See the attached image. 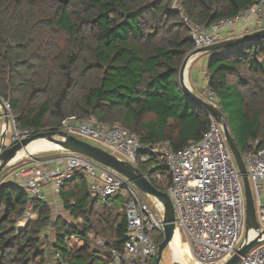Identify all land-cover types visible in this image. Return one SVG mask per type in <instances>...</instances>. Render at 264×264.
I'll return each instance as SVG.
<instances>
[{
  "label": "trees",
  "instance_id": "obj_1",
  "mask_svg": "<svg viewBox=\"0 0 264 264\" xmlns=\"http://www.w3.org/2000/svg\"><path fill=\"white\" fill-rule=\"evenodd\" d=\"M255 2L181 0L174 12L173 0H0V98L10 104L20 132H57L68 117L93 115L143 144L169 141L179 151L200 141L210 124L180 85L182 63L195 48L182 12L209 28ZM207 73L240 152L264 150V37L220 51ZM137 167L168 191L165 166L156 170L161 182L146 165ZM59 195L82 224L53 220L48 203L34 200L37 218L18 228L29 197L14 182L0 183V264H50L56 255L70 264H109L110 249L123 251L126 191L98 201L77 176ZM92 231L107 240L106 249L92 245Z\"/></svg>",
  "mask_w": 264,
  "mask_h": 264
},
{
  "label": "built area",
  "instance_id": "obj_2",
  "mask_svg": "<svg viewBox=\"0 0 264 264\" xmlns=\"http://www.w3.org/2000/svg\"><path fill=\"white\" fill-rule=\"evenodd\" d=\"M180 2L173 0L172 11H181ZM182 15L196 50L239 38L238 27L241 26H244L246 35L263 30L264 0H256L250 9L209 28L194 25L183 12ZM202 98L218 107L217 96L208 87ZM0 103L3 109L0 120L7 117L15 131L13 142L30 137L32 133L16 129L10 104L1 98ZM209 116L210 124L203 138L197 142L190 141L179 151H175L169 141L143 144L135 133L118 124H101L93 115L83 119L68 117L63 120L60 131L88 137L120 160L136 167L138 164L146 165L147 174H152L157 182L162 181V175L156 173L157 167L165 166L171 177L167 193L175 209L177 231L185 236L199 264H222L232 257L243 241L246 197L242 175L223 127ZM61 153L57 157L30 158L17 168L14 183L27 193L28 208L32 209L34 200H45L46 187H53L59 194L65 184L77 176L87 181L92 198L98 201L115 198L124 190L128 196L125 203L126 240L123 251L109 250V264H155L159 246L156 238L164 236L162 205L155 199L150 205L135 185L92 159L64 151ZM242 158L260 230L264 231V150L254 148L242 154ZM93 244L99 249H106L108 242L103 237H96ZM54 264L70 263L56 255ZM239 264H264V242L242 257Z\"/></svg>",
  "mask_w": 264,
  "mask_h": 264
},
{
  "label": "water",
  "instance_id": "obj_3",
  "mask_svg": "<svg viewBox=\"0 0 264 264\" xmlns=\"http://www.w3.org/2000/svg\"><path fill=\"white\" fill-rule=\"evenodd\" d=\"M62 2L67 3V0H62ZM263 37L264 29L234 40L223 41L208 47L196 49L184 59L180 69L179 80L183 92L190 101L196 104L199 108L203 109L206 113L211 115L222 125L227 143L235 158L236 164L243 179L246 197L245 235L237 251L232 255L230 259L222 264H239L242 257L246 256L253 248L264 242V231L260 230V226L257 220L255 201L249 182L247 168L242 158V153L240 152L234 140V137L232 136L228 128L226 118L218 107L208 103L205 99L192 92L186 82V73L192 58L199 54L214 53V56H216L220 51H224L234 46ZM5 114L7 113L5 112ZM5 122L6 126H8L9 122L7 117L5 119ZM40 139H45L48 142L54 144L59 148V151L79 154L88 157L93 161L113 170L114 172L126 178L133 185H135L142 193L151 196L162 205L164 209V239L158 246V256L155 263L162 264L163 252L171 245V242L177 232L176 213L168 193L156 188L138 167L120 160L100 146L93 145L64 131H46L35 133L30 137L22 139L21 141L13 142L9 146L4 143L5 138L3 137L0 145V174L14 161L17 155L24 148H26L30 143ZM251 232L254 234L253 237H250ZM173 264L180 263L174 262Z\"/></svg>",
  "mask_w": 264,
  "mask_h": 264
},
{
  "label": "crops",
  "instance_id": "obj_4",
  "mask_svg": "<svg viewBox=\"0 0 264 264\" xmlns=\"http://www.w3.org/2000/svg\"><path fill=\"white\" fill-rule=\"evenodd\" d=\"M238 30L240 32V37H244L247 36L245 33V29L244 26L238 27ZM215 54L214 53H203V54H199L197 56H195L194 58H192L188 68H187V73H186V82L187 85L190 87V89L192 90V92L200 97H202L205 89L208 87V66L209 63L211 61V59L213 58ZM180 78V77H179ZM2 105L0 103V115H2L3 111H2ZM11 128V125L9 124L8 126H6V122L5 119L4 120H0V145H1V140L2 138H6L9 129ZM12 137V135H11ZM10 137V139H11ZM10 142V141H9ZM8 142V143H9ZM57 149H51L52 150H58ZM41 152H48V151H41ZM38 152V153H41ZM36 154V153H34ZM62 153H58V154H52L50 156H42V157H35L37 159H43V158H48V157H57L60 156ZM28 155H32V154H26V151L24 150L23 152H21L18 157L14 160H18L24 156H28ZM13 161L12 164H15V162ZM20 167V165L17 166V168ZM8 167L5 168L1 174H0V183H2L4 180H6V178L8 177L6 174L8 173ZM7 171V172H6ZM13 173V172H11ZM10 174V173H8ZM12 176V174L10 175ZM14 176V175H13ZM15 179V177H12V181L13 182ZM44 195H45V200L43 202L48 203V205L50 206L51 209V214H54V208H52L51 206L56 205L59 208V212L57 215V217H55V219H62L65 222H68L71 225H80L83 223L82 219H77L74 220L72 218V216L70 215V213H68L67 211H65L61 197L58 193H56L53 189V187L49 186L46 187V189L44 190ZM264 199V197H263ZM53 219V217H52ZM53 219V220H55ZM28 221V220H27ZM26 222V221H25ZM27 224V222L25 223V225ZM96 237H101L98 236L95 232H91L89 234V239L90 242L93 244V240ZM95 247V246H94ZM50 264H54V259Z\"/></svg>",
  "mask_w": 264,
  "mask_h": 264
},
{
  "label": "rangeland",
  "instance_id": "obj_5",
  "mask_svg": "<svg viewBox=\"0 0 264 264\" xmlns=\"http://www.w3.org/2000/svg\"><path fill=\"white\" fill-rule=\"evenodd\" d=\"M15 134V131L14 129L11 127L8 131V134L5 138V141L4 143L6 145H11L13 143V136ZM12 135V137H11ZM76 137L82 139V140H85L93 145H96V146H101L98 142L88 138V137H84V136H81V135H78V134H74ZM11 137V139H10ZM10 141V142H9ZM9 142V143H8ZM58 147L55 146V145H52L50 144L48 141H45L44 144H39L37 147H33V148H27V152L26 154H32V155H28V156H24L16 161L15 164H10L8 166V173L10 174H6L8 177L6 178V180H4L3 182H11L12 180V177H14V173L16 172L17 170V166L18 165H21L22 162L24 161H29L30 158H35V157H42V156H50L52 154H58V153H61L62 151H59V150H52L50 151L51 149H57ZM41 151H48V152H41ZM38 152H41V153H38ZM36 153V154H34ZM6 171V172H7ZM13 172V173H11ZM12 174V176H10ZM15 182V179L14 181ZM143 197L144 199L151 205L154 201V198H152L151 196H148L146 194L143 193ZM263 197H264V189H263ZM52 208H54V214L52 215L53 219H55V217H57L56 214H58L59 212V206L57 207L56 205H53L51 206ZM37 218L36 214L32 213L31 212V209H29L25 219L23 220H20L19 223H18V228H24L25 227V223L28 222L27 220H35ZM26 221V222H25ZM50 232V227L46 230V233L49 234ZM178 237H176L174 239V241L172 242V244L163 252V256H162V264H173L174 262H178V263H181V264H184L183 263V257H184V251H185V244H188L187 243V240L185 238V236L182 234L181 231L178 232ZM50 238L53 239V235L50 233L49 234ZM157 237V235H156ZM189 248V247H188ZM190 253V251H189ZM191 255V254H190ZM150 264H153V262H151Z\"/></svg>",
  "mask_w": 264,
  "mask_h": 264
},
{
  "label": "bare ground",
  "instance_id": "obj_6",
  "mask_svg": "<svg viewBox=\"0 0 264 264\" xmlns=\"http://www.w3.org/2000/svg\"><path fill=\"white\" fill-rule=\"evenodd\" d=\"M45 141H47V140H45V139H40V140H36V141H34V142H32V143H30L26 148H24L21 152H23L24 150L27 152V148H33V147H37L39 144H44L45 143ZM50 143V142H49ZM50 144H52V143H50ZM52 145H54V144H52ZM20 152V153H21ZM19 153V154H20ZM18 154V155H19ZM18 155H17V157H18ZM16 157V158H17ZM15 158V159H16ZM14 159V160H15ZM179 235H178V231L176 232V234H175V237H174V239L176 238V237H178ZM254 236V234L251 232L250 233V237H253ZM174 239L172 240V242L174 241ZM172 242H171V244H172ZM189 247V245L188 244H185V251H184V257H183V263L184 264H199V262L197 261V259L194 257V255H193V253H192V251H191V249H190V247ZM189 251H190V253H189ZM191 254V255H190ZM178 263V262H177ZM181 264V263H180Z\"/></svg>",
  "mask_w": 264,
  "mask_h": 264
}]
</instances>
